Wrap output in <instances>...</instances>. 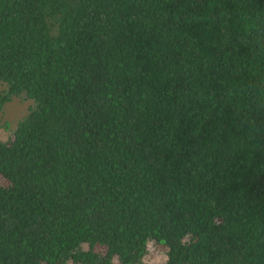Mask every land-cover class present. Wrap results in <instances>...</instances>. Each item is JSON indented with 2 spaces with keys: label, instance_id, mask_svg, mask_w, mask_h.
<instances>
[{
  "label": "trees",
  "instance_id": "16d2710c",
  "mask_svg": "<svg viewBox=\"0 0 264 264\" xmlns=\"http://www.w3.org/2000/svg\"><path fill=\"white\" fill-rule=\"evenodd\" d=\"M0 264H264V0H0Z\"/></svg>",
  "mask_w": 264,
  "mask_h": 264
},
{
  "label": "rangeland",
  "instance_id": "374dc122",
  "mask_svg": "<svg viewBox=\"0 0 264 264\" xmlns=\"http://www.w3.org/2000/svg\"><path fill=\"white\" fill-rule=\"evenodd\" d=\"M4 89V85L0 82V92ZM28 102L15 98L11 102L4 105L0 110V139L6 140L14 129L17 122L25 114ZM2 184H6L5 181L0 180ZM164 249L156 245L154 242L149 241L147 244V251L141 260L140 264H163L165 261ZM116 264V263H114Z\"/></svg>",
  "mask_w": 264,
  "mask_h": 264
}]
</instances>
